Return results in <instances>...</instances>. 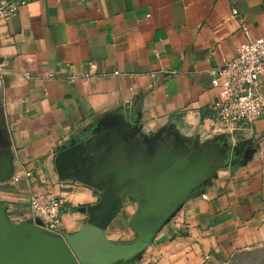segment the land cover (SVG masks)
Returning <instances> with one entry per match:
<instances>
[{"label":"crops","instance_id":"0c3cea01","mask_svg":"<svg viewBox=\"0 0 264 264\" xmlns=\"http://www.w3.org/2000/svg\"><path fill=\"white\" fill-rule=\"evenodd\" d=\"M10 1L17 8L0 23V154L8 159L0 203L10 221L38 218L27 198L51 191L65 206L61 232L80 229L88 218L80 208L100 192L71 168L59 174L56 150L84 138L102 157L113 142L98 150L105 132L141 127L142 136L185 146L209 138L221 163L138 264H223L234 250L264 246V117L219 131L211 85L244 41L241 23L264 34V0ZM258 85L264 91V73ZM136 207L123 195L107 238L129 242Z\"/></svg>","mask_w":264,"mask_h":264},{"label":"water","instance_id":"95a60500","mask_svg":"<svg viewBox=\"0 0 264 264\" xmlns=\"http://www.w3.org/2000/svg\"><path fill=\"white\" fill-rule=\"evenodd\" d=\"M140 131L141 127H131L105 132L106 140L99 142L98 150L110 139L113 142L102 157L84 138L70 140L56 150L59 174L71 168L77 178L100 192L93 206L80 208L88 218L77 231L51 232L39 218L14 223L0 203V264H128L139 259L159 228L221 163V153L209 138L185 146L160 134L142 136ZM116 152L115 162L112 153ZM106 165L113 170L105 169ZM7 172L8 159L0 154V180ZM123 195L137 205L130 219L135 237L129 242L111 240L104 233ZM223 264H264V246L234 250Z\"/></svg>","mask_w":264,"mask_h":264},{"label":"built area","instance_id":"2783aa9c","mask_svg":"<svg viewBox=\"0 0 264 264\" xmlns=\"http://www.w3.org/2000/svg\"><path fill=\"white\" fill-rule=\"evenodd\" d=\"M16 8V3L1 0L0 23H5ZM240 30L244 41L237 47L234 57L215 68L211 79V85L217 89L213 108L219 131H232L243 123L264 117V91L258 85V79L264 73V34L251 36L244 23L240 24ZM84 76L92 74L88 72ZM27 203L43 228L62 233L61 217L65 206L59 195L51 191L34 193L28 196Z\"/></svg>","mask_w":264,"mask_h":264},{"label":"rangeland","instance_id":"374dc122","mask_svg":"<svg viewBox=\"0 0 264 264\" xmlns=\"http://www.w3.org/2000/svg\"><path fill=\"white\" fill-rule=\"evenodd\" d=\"M133 239H134V234L130 235V237L128 239H126V241H132ZM140 258H146V256H143V254H142V256ZM140 258L135 260V261H133V262H131V263L132 264H138V262L140 261Z\"/></svg>","mask_w":264,"mask_h":264},{"label":"flooded vegetation","instance_id":"af4514ba","mask_svg":"<svg viewBox=\"0 0 264 264\" xmlns=\"http://www.w3.org/2000/svg\"><path fill=\"white\" fill-rule=\"evenodd\" d=\"M134 237H135V235H134Z\"/></svg>","mask_w":264,"mask_h":264}]
</instances>
